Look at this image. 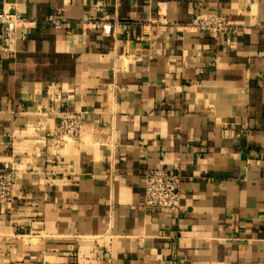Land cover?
<instances>
[{"label": "crops", "instance_id": "crops-1", "mask_svg": "<svg viewBox=\"0 0 264 264\" xmlns=\"http://www.w3.org/2000/svg\"><path fill=\"white\" fill-rule=\"evenodd\" d=\"M5 2L0 264H264V0ZM148 168L180 170V212L144 207Z\"/></svg>", "mask_w": 264, "mask_h": 264}, {"label": "built area", "instance_id": "built-area-1", "mask_svg": "<svg viewBox=\"0 0 264 264\" xmlns=\"http://www.w3.org/2000/svg\"><path fill=\"white\" fill-rule=\"evenodd\" d=\"M21 20L19 12L12 5L4 3L0 10V59L12 56L16 51L19 38L18 24ZM58 27L63 24L60 18L54 19ZM89 15L83 16L88 21ZM192 26L202 31L222 34L231 29L233 23L220 11L198 12ZM82 114L79 111L66 112L58 126L59 136L78 137L81 132ZM16 175L14 168L0 170V208L14 199ZM145 203L146 209H159L168 213H178L182 210V174L177 168H148L145 171Z\"/></svg>", "mask_w": 264, "mask_h": 264}]
</instances>
